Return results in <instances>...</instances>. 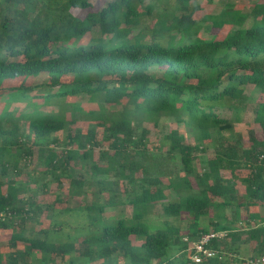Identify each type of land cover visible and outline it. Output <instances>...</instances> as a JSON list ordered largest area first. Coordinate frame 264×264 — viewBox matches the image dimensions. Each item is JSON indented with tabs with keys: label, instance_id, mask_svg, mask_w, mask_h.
<instances>
[{
	"label": "trees",
	"instance_id": "trees-1",
	"mask_svg": "<svg viewBox=\"0 0 264 264\" xmlns=\"http://www.w3.org/2000/svg\"><path fill=\"white\" fill-rule=\"evenodd\" d=\"M144 1L95 9L91 0H0V264H194L190 245L209 230L223 236L201 264H248L236 259L242 245L249 259L264 256V0L248 12L226 2L200 20L196 0H174L156 27L148 18L170 0ZM223 27L222 38L208 34ZM248 86L257 96L244 142L234 123L249 106ZM163 115L185 129L151 140ZM58 132L60 153L49 148ZM35 148L45 152L39 188L67 180L73 207L20 197L37 183L18 179ZM209 148L213 155L198 160ZM175 156L180 172L170 169ZM76 164L91 176L77 177ZM85 186L107 195L81 203ZM118 205L131 215L104 218ZM40 206L51 219L43 237L20 225ZM155 207L163 221L151 229L144 219ZM69 214L83 222L62 237L70 225L55 219Z\"/></svg>",
	"mask_w": 264,
	"mask_h": 264
},
{
	"label": "rangeland",
	"instance_id": "rangeland-1",
	"mask_svg": "<svg viewBox=\"0 0 264 264\" xmlns=\"http://www.w3.org/2000/svg\"><path fill=\"white\" fill-rule=\"evenodd\" d=\"M107 0H91V2L94 5V8L97 9L98 7L102 6ZM226 2H231L234 6H237L239 8H242L244 12H248L251 7L253 6L254 0H196V4L198 5V9L194 12L193 17L197 20H200L204 15L206 14H214L220 11L223 7V5ZM148 3H156L155 0H145L144 4ZM174 0H170L168 2H165L163 5L157 4V8L153 9L152 14L154 15L151 18H148L147 25L151 27L152 26H158L159 23L154 22V19L160 11H162V7H164L166 10L168 9H173L174 8ZM72 13H76V10H71ZM227 27V26H226ZM226 27H223L222 29L220 28H212L208 34L215 35L217 38H222L225 34ZM199 35L201 37L207 36L206 32L204 30H201ZM45 79L44 75H40L37 78L34 79H25V78H17L14 80L11 84L12 85H21L24 83H39L42 82ZM247 94L250 98L249 106L245 110V112L242 113L241 115V120L239 122L234 123V128L236 131L240 132L243 134V141H247V123L251 122L253 118V114L251 111V105L254 104V98H256L257 93L253 91L252 86L247 87ZM3 106L7 105V102H3ZM18 105L19 108L23 107V104L21 103H12V106ZM221 116L224 117H229L230 113L228 110H223L219 111ZM159 126L157 129H151V140H157L160 139L162 134L164 132H167L169 129L173 128H178L179 130H184L185 127L181 123H176L175 119L171 116H166L163 115L161 116V119L159 121ZM187 131V130H186ZM52 137H55L57 139V142L54 144H51L49 148H52L54 151L57 153H60L64 151L66 147V139H65V133L63 132H58L52 135ZM158 143V142H156ZM38 148H35L33 156L30 158V161L26 163L25 165L21 164L20 165V175H19V180H27V176H30L32 178H35L37 180V183H30V190L26 191L25 193H22L20 197H26V196H32L33 200L36 201L37 203H40V205H45L47 204L48 206L51 205V203L55 202V205L57 207H64L65 205L73 207L76 203L74 202L75 199L69 197L68 193V181L65 179H62V182L60 184L56 183V181L49 180L47 187L39 188L41 183L45 182L46 179L42 175L43 165L42 161H39V159L43 157L45 154L44 150L41 152H38ZM163 151V150H162ZM155 153L160 154V151L156 150ZM213 155V150L209 148L204 155H199L200 161H204L206 157H210ZM96 156V155H95ZM159 160L160 158H156ZM195 161V164L197 167H199V162ZM175 164V165H174ZM173 162L170 163V169L173 171L180 172L181 171V165H180V160L178 156H175V163ZM76 167L80 170H78V176L75 174L77 177L85 178L88 179L92 171L85 167H79L78 164H76ZM166 167V166H165ZM13 176H8V178H12ZM84 193L82 194L81 197H77L76 199H79V202L81 203H91L93 200H102V198L107 195V193H99L96 187H90V186H85L83 188ZM120 192H121V187H120ZM57 199V200H56ZM59 199V201H58ZM41 208H44L40 211V214L38 216H35V220H28L25 219L23 223H20V225L25 228L26 230L32 229V232L36 234L37 236L43 237L44 234L41 232H38L40 228H48L50 226V218L48 216V212L46 213V208L45 207H39L37 211H39ZM49 208H47L48 210ZM57 209V208H55ZM118 211H122L125 216H130L131 215V206L130 205H118L117 207H106L105 213H104V218L106 219H113L115 218V215ZM159 208L155 207V209L145 217V222L150 226L152 229L153 227H158L162 221L163 217L159 214ZM226 214L229 215L230 212L229 210H226ZM55 220L58 222H64L66 225H70L69 227L65 228L62 231V237L65 235L71 234L74 235L76 230L73 229L72 225H75L77 223H82L83 218L78 215V217L75 219V214H69V215H61L60 217H57ZM19 223L16 221V224ZM176 225H179L180 230H184L187 226V222L182 219L179 220V222L176 223ZM253 225V224H252ZM21 226H16L18 229ZM7 231L1 232L0 235L1 239L3 240V243L7 239L6 235ZM229 257V255H227ZM234 257V256H233ZM251 257V252L249 250V246H241L239 250L238 257L236 259H244L247 260ZM235 258L229 257L228 263L229 264H236L237 261H234Z\"/></svg>",
	"mask_w": 264,
	"mask_h": 264
},
{
	"label": "built area",
	"instance_id": "built-area-1",
	"mask_svg": "<svg viewBox=\"0 0 264 264\" xmlns=\"http://www.w3.org/2000/svg\"><path fill=\"white\" fill-rule=\"evenodd\" d=\"M223 236L222 232L208 231L200 235L199 239L190 245L189 260L194 264H201L210 258H213L217 251L209 246L213 239ZM248 264H264V257L249 259Z\"/></svg>",
	"mask_w": 264,
	"mask_h": 264
},
{
	"label": "clouds",
	"instance_id": "clouds-1",
	"mask_svg": "<svg viewBox=\"0 0 264 264\" xmlns=\"http://www.w3.org/2000/svg\"><path fill=\"white\" fill-rule=\"evenodd\" d=\"M210 231V230H209ZM262 257H264V256H262ZM258 258H260V257H258ZM247 260H249V259H247ZM247 260H246V262H247Z\"/></svg>",
	"mask_w": 264,
	"mask_h": 264
}]
</instances>
